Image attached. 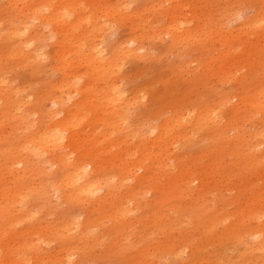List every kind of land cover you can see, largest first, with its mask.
<instances>
[{
  "label": "rangeland",
  "instance_id": "374dc122",
  "mask_svg": "<svg viewBox=\"0 0 264 264\" xmlns=\"http://www.w3.org/2000/svg\"><path fill=\"white\" fill-rule=\"evenodd\" d=\"M20 1L0 0V75L4 68L12 69L9 76L28 95L26 102L41 97L48 106L52 103L49 95L66 96L60 87L67 79L60 67L61 56L69 61V72L81 91L73 94L71 104L83 100L85 90L95 97L103 88V81H97L91 67L79 57L83 53L80 45L89 44L81 37L90 31L88 24L80 29L75 24L81 5L93 23L100 18L111 23L97 38L109 51L133 38L151 50L122 57L113 67L115 82L129 93L126 130L116 133L107 127L108 112L97 101L73 118L76 146L85 147L74 156L89 151L101 135H114L113 141L126 143H104L102 151L121 158L120 167L106 165L108 169H100V173L113 172L114 177L127 164L134 175L128 176V186L120 193L137 207L134 218L123 221L128 224L125 228L118 224L120 215L117 220L111 215L94 231L101 233L100 238L72 240L62 231L74 220L84 222L100 214L92 203L94 198L73 204L57 194L68 169L52 167V155H42L40 163L20 166L21 176L17 169H10L19 140L25 142L39 129L38 117H32L34 126L30 128L22 116L25 108L13 116L0 108V150L10 149V153H0V192L4 187L9 193L27 191L23 209L37 215L12 227L14 219L0 215L1 264H264V256L251 253L252 231L248 232L253 227L264 228V145L251 137V133L264 131V21L254 25L255 30L246 28L235 36L217 31L209 34L206 29L208 22L219 28L245 27L259 13L264 15V0H129L132 14H138L132 19H109L95 8L118 0H46L48 6L37 15ZM178 26L182 27L180 38L173 35ZM18 27L23 36L16 32ZM38 57L42 62L35 63ZM258 101L263 104L257 105ZM207 107L224 111L225 118H210L196 128L187 122L178 124L190 109L200 112ZM167 122L172 136L149 143L147 140H156L163 130L154 128H164ZM90 137L92 142L86 143ZM250 142L260 146L254 149ZM42 183L50 189L49 202L37 193ZM4 209L0 206V212ZM14 214L18 216L19 210ZM8 221L12 222L8 225ZM4 228H8L5 234ZM43 229L48 231L47 243L38 238ZM118 232L125 239L115 245ZM75 233L79 235V231ZM27 237H35L37 247L26 245ZM181 249L186 253L179 255ZM71 252H77L75 258H70Z\"/></svg>",
  "mask_w": 264,
  "mask_h": 264
},
{
  "label": "bare ground",
  "instance_id": "6f19581e",
  "mask_svg": "<svg viewBox=\"0 0 264 264\" xmlns=\"http://www.w3.org/2000/svg\"><path fill=\"white\" fill-rule=\"evenodd\" d=\"M22 1L24 2L23 4L28 11L33 10V12L35 13L34 15H37L38 11L41 12L43 10V7L48 6L46 0H21L20 2ZM130 4L131 2L129 0H118L116 3L113 4L109 3L102 5L101 3H99L97 5H99L100 7L95 8L97 9V11H99V13L103 15V17L106 16L109 19L116 17H130L132 19L133 15L137 17L138 14H132ZM80 8L81 11L78 14V23H75L77 25V29H80L81 26L88 24L90 26V31H87L81 37V40L89 42V44L87 47H85L84 44L80 45V51H82L83 53L79 55V57L81 61H85V63L91 67L92 74L94 75V77L97 78V81H103L100 82V84L103 85V88L99 91V93L95 94V97H92V94L87 89L85 90L86 93L84 94L83 100H79L78 102L71 104L72 101L75 99V95L73 94H75L76 92L81 93V91L77 85V82L72 79L73 73L69 72V61L67 59L63 60V56H61L60 67L67 74V79L62 82L60 87L63 89V92L66 93V96L64 97L60 95L56 97L49 95L48 98H51L52 103L48 106L45 103L47 99H42L41 97H37L36 102H26V96L28 95L24 96L23 90H21L20 88H16L15 80L9 76L12 71L11 68H4V72L0 75V108L4 107V111H6L9 116H13L16 111H20L25 108V111L24 113H22V116H25L24 119L28 121L29 127L32 128L34 126L31 121L32 117H38L37 123L39 125V129H37L36 132L31 135L30 139L26 140L25 142L19 140L17 146H15V149L18 152H16L14 154V158H12V168L10 169L12 171H16L17 169L19 176H21V173L19 171L20 166H27L30 163H40L42 155H52V159L50 160L53 164L52 167L59 168L60 166V168L62 167L68 169L64 171V178L61 180V185L57 188V194L62 195L63 197H65V199H68L73 204L77 203L78 201L84 202L83 200H87L88 198H94V200H96L92 201V203H94L93 205L99 212V217H95L92 220L88 219V221L84 222H80V220H74L72 224L64 226V229L62 231L66 233L68 237L72 240L78 239L79 236H81V238H92L93 236H95L96 238H100L101 233L94 234L96 233L94 231H97L99 230V227L104 226L106 220L111 215L116 216V218L113 217L114 220H117V216L120 215L121 217L120 221L118 220V224L120 227L126 228L128 224L124 222L133 219V214L137 212V207L133 205L132 199H124L120 196L121 190L127 188L128 186V183L126 181L128 176L132 175V173H129V166L127 164H122L124 168L123 173L114 177H112L113 172L108 173L106 175L100 173L101 171L108 169V167L118 169L120 167L119 163L122 160L119 157H114L113 155H111L112 152H103L102 149L104 148V143H116L117 145H120L122 143H126V141H121V139L113 141L114 135H111L110 137H105V135H101V139L96 138L95 142H92V137H90L88 140L86 139L85 142L87 143V141L91 140L93 145L92 148L85 154L74 156L76 155V153H81L85 147L78 149L76 146V137L78 136V134L75 132V130L77 129V124L73 123V118L76 117L78 112H81L85 106L89 105V103L94 104V102L97 101L98 107L104 108L108 112V117L106 118V122L108 125L107 127L113 129L114 131H117L116 133H120L124 129L126 130V124L129 120L128 115L130 114L131 107L129 103V93L128 89H124L115 82L113 67L115 63H117V60L121 59L122 57L130 55H139L142 51L149 50L150 52L151 50L144 42L139 43V40L137 38H133L131 40H125L121 42L117 48L112 51H109V46H106L105 44L101 43L99 40H97V38L98 35L105 33L108 29L111 28V23L101 21V16L98 17L100 18L99 20H96L95 23H93L94 20H91L92 16L86 15L84 6L81 5ZM92 9L94 10V8ZM261 13H259L257 18L255 17L256 19L249 23L247 26L240 28L237 27L238 30H236V28L234 29L228 27V25L226 27L219 28L216 25H212L211 22H208L209 26H207L206 29L207 31H209V34H213L215 31H217L220 33L223 32L222 34L229 33L230 35L235 36L236 34L238 35V31H244V29L246 28H253V26L256 25L258 22L264 21V15H262ZM175 14L176 13L174 12L172 16H175ZM36 19L39 21L40 17H37ZM235 19L234 21H236ZM22 25L23 24H21V27ZM261 27L264 28V25ZM16 30L18 34L22 36L24 35L21 28L18 27ZM179 30L182 31V27H174L175 33H173V35L175 34L176 38L182 37ZM23 31L26 30L24 29ZM30 37L32 36L30 35ZM32 39L34 38L32 37ZM228 39L229 41H232V38L230 36L228 37ZM136 43L138 44L136 45ZM230 43L232 44V42ZM35 58L37 59V57ZM28 59L31 58L28 57ZM40 62H42V59L38 57V62L35 63ZM37 68H39L40 70L43 69L41 65H37ZM6 75L7 77H5ZM262 97L264 98V92ZM262 101H264V99ZM262 101H258L257 105L263 104L261 103ZM125 108H127L126 111ZM238 108V106H234L235 110H238ZM189 112L190 113H184L178 119L179 125H181L183 122H187L188 126L196 128L197 124H203L210 118H217L220 115V119L222 120L224 117V111L220 112L218 109H211L210 107H207L201 110L200 112H198V110L196 109H190ZM158 128H162L163 130H160V133L158 137H156V140H147L149 143H157L172 136V131L168 127V122L167 125L164 126V128L163 126H156L154 129L157 130ZM263 132L264 131L251 133L253 141L256 142L259 141L258 139H261V143L259 144L264 145ZM11 135L13 136V134ZM2 137L0 140H2ZM250 143L252 144L254 149V146L259 145L258 143L256 145L255 143ZM68 148H72V152L67 151ZM117 148L120 149V147H116V149ZM8 151H10L9 148H4L0 150V153H6ZM244 154H249V152H245ZM144 161L145 160L142 159L140 162L144 163ZM106 165H108V167H106ZM37 169H39V167H37ZM117 179H119V181L115 185V181ZM1 191L6 195L0 192V197L2 199H5V203H0V206L2 208H5L3 211H1L3 213L0 212V215H2L6 219H12V221L14 219L13 222L8 221V225L12 222L9 226L12 227L15 225H20L28 217L34 219L35 216H37L36 213H34L32 216V214H28L23 209L25 206H27V191L19 190L16 193H9L6 187H4ZM103 191L105 192L104 195L101 194ZM37 193L38 195L42 196V199L44 201L49 202L48 193H50V189L49 187H46L45 183H42ZM110 199H114L115 202L109 203ZM111 205H113L114 207H111ZM48 208L53 209V206H50ZM17 210H19L20 214L14 217V212H16ZM6 213H10L11 216H8ZM136 222L137 221H132L131 223L135 224ZM43 230V232L38 234V238H41V243H47L48 237L45 235L48 231L47 229ZM54 230H50V233L53 234ZM7 231L8 228H4L3 234H5ZM75 231H79V235L76 234ZM248 232H251L249 237H251L253 240V244L249 247L251 253L254 256H264V228L253 227ZM237 234H239V231ZM117 236L118 241H116L114 244L120 245L121 240L125 239V234L118 232ZM2 238L3 237H0V242L2 241ZM24 243L32 248L37 247L35 237H31V239H28L27 237ZM88 248L89 250L91 249V247ZM42 249L43 247L40 246L39 250ZM185 249H181L178 254L183 255L184 253H186ZM76 254L77 252H71L69 256L70 258H75ZM8 264H12V261H10Z\"/></svg>",
  "mask_w": 264,
  "mask_h": 264
}]
</instances>
